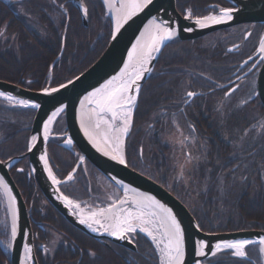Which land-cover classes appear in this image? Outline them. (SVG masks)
Masks as SVG:
<instances>
[{"label": "water", "instance_id": "1", "mask_svg": "<svg viewBox=\"0 0 264 264\" xmlns=\"http://www.w3.org/2000/svg\"><path fill=\"white\" fill-rule=\"evenodd\" d=\"M227 1L233 4V7H228L234 9L231 13L233 18L231 20H225L220 24L208 25L203 28L196 24V19L205 16L189 17L188 15L182 14L177 7V0H151V3L137 10L126 23H122L119 31L116 30L117 19L115 20L112 17L113 32L105 51L82 73L62 83L66 85V87L61 88L60 85L62 84L46 87L47 89L57 88L59 89L57 92L46 94L43 91L45 88L38 90L30 89L18 83L0 78V92L5 93V95L0 96V98L8 101L11 107L35 110L27 151L7 160L0 158V178L3 179L11 190L10 194L5 190L2 184H0V187L3 189L9 202L11 211V230L13 224V211H15L17 229L15 238L12 237L11 232V249L9 252L10 264H39L35 250L34 232L30 214L31 208L28 207L25 197L12 175V169L24 159H27L30 165L27 172L28 177L34 179L36 187L42 191L46 200L71 225L103 244L109 245V242H112L131 251H138V246L134 241L136 237L135 234L130 233L127 239H121L118 236H112L108 232H105L103 228H100V231H93V228L99 227V225L94 224L92 227H89L87 224H82L80 222V213L77 212V209L75 207H69L65 202L63 199L65 196L70 200L72 199L63 192L61 186L74 179V173H76L78 166L71 172L73 177L71 180L67 179L69 175L63 180L55 176L60 183L54 184L52 178L49 176L48 168H51V165L48 146L51 137H53V127L58 117L63 114L66 117L67 131L64 133L65 139L60 145L66 149H72L76 146L81 152V158L89 160L105 178L122 192L127 193L125 198L120 200H125L128 195L137 196L140 193H144L149 196H154L161 204L172 210L184 231V264H204L208 259L217 257L222 252L230 250L223 249L213 256L211 252L215 250V245L221 241L240 239L251 240L262 246L264 255V244L260 243V238L264 237V230L243 229L225 232H207L201 229L200 226L197 227L199 223L196 217L181 199L159 182L130 166L126 157L123 156L125 160L123 164L120 163L119 158L113 159L112 156L116 154L99 141L97 137L95 139L90 138L89 132L82 124V115H85V112L90 107H96L85 98L89 97L91 99V93L101 88L107 81L112 80L113 77H118L120 75L125 64L129 62V52L133 50V46L137 44L138 40L143 42L145 37H142L141 34L145 32L146 26L149 25V22L153 20V18L156 19L157 23L161 21L165 22L169 27L174 28L177 34L170 39H166L160 46L158 52L152 53V59L145 66L147 70L144 72L142 78L137 81L139 91H135V84L132 86V90L129 94L136 97L132 107L133 111L137 106L144 84L153 73L163 50L171 41L175 39H180L182 41L196 40L208 34L243 23L264 24V0ZM130 2L131 0H125L124 4H129ZM75 6L79 9L84 22L87 24V6L79 1H75ZM85 9H87V13H85ZM221 10H219L216 16L221 14ZM262 42H264V31L261 39V43ZM261 53L264 57V52ZM69 81H71V83H69ZM116 83L118 84L119 81ZM259 92L264 104V66L260 74ZM8 95L15 97L16 100L29 101L30 105L25 107L15 101H10L7 99ZM31 104H38L39 107H31ZM57 109L63 110L53 117L52 114L56 112ZM50 117H52V122L49 124L48 139L44 140V125L48 122ZM33 136L37 137L35 141L32 140ZM69 139L71 143L67 142ZM106 152L109 154L106 155ZM45 154L48 159L47 167L45 166L44 160L41 159V156ZM53 175L55 174L53 173ZM11 197H15V199L12 200ZM119 201L116 202L118 207ZM127 201L128 203L125 205H134L130 199ZM200 241H205L207 245L204 248V256L199 254ZM26 247L31 249V252L27 255L25 252Z\"/></svg>", "mask_w": 264, "mask_h": 264}, {"label": "flooded vegetation", "instance_id": "2", "mask_svg": "<svg viewBox=\"0 0 264 264\" xmlns=\"http://www.w3.org/2000/svg\"><path fill=\"white\" fill-rule=\"evenodd\" d=\"M42 1L46 2V0ZM75 1L82 2L87 6V24L84 22L81 12L75 6ZM0 2L5 6V9L2 11L11 13L9 17V19H11L9 23L11 24L8 25H16L23 29L27 28L33 32L27 22L28 18L35 16V13L32 12L33 9L30 10V7H34L32 0H0ZM62 4L67 6L68 10V16L66 17L67 28L70 23V8L75 9L79 14L82 26L85 28L91 27L92 19L90 16V7L83 0H65ZM19 7H24L25 12H21L18 9ZM177 7L184 15H188V13L191 12V16L203 17L207 16L209 13L218 14L219 10L233 7V4L227 0H177ZM14 20H16V22ZM20 20L22 23H20ZM36 22L44 26L45 29L47 28L45 27V22L39 19L31 23L34 24ZM263 31L264 24L262 23H243L211 33L200 39L190 41L175 39L168 44L159 57L154 71H157V77H160L159 79H161V81L168 82L169 79H172V81L175 79V82H179L181 87L178 85L177 88H163V91H170L171 94L160 97L161 103L158 105V108L156 107L157 109L152 111L150 115H147L143 123L144 126L146 123L152 121L149 125V129L155 130L152 135H150L148 129L142 132L143 135L141 133L142 145H140V155L142 164L140 165L144 166L145 170L155 171L157 165H159V167L156 170H160L161 162L156 159V156H160V158H162V154L166 156V153H163L164 146L160 143V134L166 133L168 127L176 134L174 129H176L178 124H181L180 128H178L179 130L181 127L183 128V125L188 126L190 130L192 128V131L189 130V132H192V135L186 136L183 138V141L189 143L191 140L205 142V147H207V149L205 148V155L206 158L209 159V164L205 168L209 173L208 175L206 174L208 176L206 181L210 179L208 180L209 183L206 182L205 184L206 190L214 187L211 180L213 171L212 162L220 163V174H225L229 167L233 168V170H238V168H240L239 166L242 160H239V157L234 158V161H237L236 163L228 157L230 146L227 135L234 140L242 135L241 137L247 140L246 143L248 146L246 147L244 156L249 157V159L258 156L256 159H261V162L258 163L260 166V178L259 181L255 179L256 184L253 186L254 189H259L260 192L259 194L257 191L258 193L254 201V207L257 210L255 213L256 219H251L250 222L252 223L249 225H253L252 227H246L245 225L242 228L238 227V229L232 230H264V131H257L254 129V127L259 126L264 129V104L259 92L260 74L264 66V57L259 51ZM204 39H207L205 43L203 41ZM65 49L66 42L64 38L61 51L56 59L63 55ZM168 63H174L172 69H168V67L171 66ZM186 80L190 82L188 88L183 86ZM49 84H51V86L54 85L52 73L49 75V80L45 87L49 86ZM190 92L196 93V95H187ZM228 127H231L236 133L229 135ZM243 133H246V135L243 136ZM60 143L61 140L58 142L61 147ZM73 148L78 150L76 146ZM146 149L148 154L154 158V161H151L149 164L146 163V159L144 158ZM175 151H178V148ZM186 153L188 156L189 152ZM79 154L81 156L80 151ZM85 164L88 169L90 166H93L87 159L82 162L78 159L75 161L73 169L75 170L77 166L78 168L76 173H74V179L71 183L76 182L77 177L81 174L80 172L84 170ZM231 165L233 166L231 167ZM74 170L71 171L73 172ZM71 171L68 173L70 174ZM198 173L199 176L202 174L201 171H198ZM66 177L64 176L61 178L65 179ZM204 183H199L198 186H204ZM67 184L68 183H65L61 187ZM64 193L73 196L72 192L70 193L68 190L64 191ZM260 199H262V201ZM25 200L27 202L26 198ZM27 204L28 207L31 208L30 214L34 232L35 250L38 262L41 264L40 261H43L44 257H52L65 242L64 239L52 254L48 253L50 251L48 247L50 237L46 230L51 228L62 234L63 238H65V235L63 232L54 228L50 223L39 218L37 211L35 212L34 210L33 201L27 202ZM191 212L204 231H225H208L204 226L202 217L195 211L191 210ZM100 243L115 251L118 249L115 243L109 242V245L103 244L102 242ZM233 251L234 250L224 251L217 257L208 259L204 264H263L261 258L262 248H260L258 244L247 245L245 247V257H236L232 254ZM128 260H130L129 257ZM79 261L80 260H78L77 263L64 264H79Z\"/></svg>", "mask_w": 264, "mask_h": 264}, {"label": "trees", "instance_id": "3", "mask_svg": "<svg viewBox=\"0 0 264 264\" xmlns=\"http://www.w3.org/2000/svg\"><path fill=\"white\" fill-rule=\"evenodd\" d=\"M32 1L34 7H30V10L33 9L32 12L35 13V17L46 24L48 34L45 38L27 28L23 29L16 25H8L11 24L9 23L11 13L3 12L5 6L0 2V78L38 90L44 88L51 73L53 84L59 85L90 67L107 48L112 36L113 26L110 18L106 17L105 8L100 0H88L92 19L90 28L82 26L79 14L73 8H70V23L67 28L65 14L62 12L57 14L52 8L53 2L47 0L46 2L42 0ZM57 1L61 4L65 0ZM53 17H57L59 26H56L57 21ZM14 21L16 22V20ZM20 23H22L21 20ZM63 32L66 34L64 37L62 36ZM64 38L66 42L65 52L60 58L56 59L61 51ZM168 64L171 65L168 69L173 68L174 63ZM159 78L157 77V71H154L141 91L134 113L131 134L134 133L135 129L143 132L142 126L146 120L145 117L158 108L161 103V96L171 94L170 91H163V88L168 86L172 79L165 82ZM172 82H175V79ZM5 103L9 102L0 98V133L2 134L0 158L3 160H6L12 154L15 156L27 150V142H29L31 125L35 116V110L11 107ZM20 137L23 139L18 140ZM8 144L15 147L11 153L6 150ZM140 145H142L141 134L131 145V148L126 150L128 163L135 169H138L142 164ZM162 159H165L163 154ZM164 165V161L163 163L160 162V170ZM201 172L204 181H206L209 173L205 170V167ZM214 172L215 177L218 173L220 174L219 166ZM12 174L23 190L27 202L33 201L34 210L37 211L39 218L50 223L65 235L64 244L52 257H42L44 260L40 261L41 264L77 263L78 260H80L79 264H132L131 253L142 255L144 257L142 264H158L151 242L142 233H137V252L118 245H116L118 251L106 247L69 224L46 200L42 191L36 187L34 179H29L25 171L20 172L14 168ZM257 181H259V178H257ZM204 197H206L204 210H206V206L208 210H211L214 203L213 199L207 197V195ZM260 200L262 201V199ZM254 206V202L243 203L242 205L239 202L237 211L241 220L237 219L235 222L225 223L227 226L224 224V230H231L230 228L252 223L249 221L253 218L256 219L255 213L257 212ZM128 257L130 260H128ZM0 264H10L9 254L5 253L1 247Z\"/></svg>", "mask_w": 264, "mask_h": 264}, {"label": "rangeland", "instance_id": "4", "mask_svg": "<svg viewBox=\"0 0 264 264\" xmlns=\"http://www.w3.org/2000/svg\"><path fill=\"white\" fill-rule=\"evenodd\" d=\"M53 2V9L57 14L64 13L65 16H68L67 6L64 4H60L57 0H47ZM88 6V0H83ZM90 1V0H89ZM105 8L106 17H109L113 26V18L112 15L108 12L106 5L103 0H100ZM90 7V6H89ZM21 12H25L24 7L18 8ZM90 9V8H89ZM216 15L215 13H209L207 16ZM91 16V15H90ZM27 18V17H26ZM35 16L32 18H28V25L32 28L33 31L38 33L42 37H47L48 31L44 28V26L36 23ZM54 20L57 21L56 26H59V21L57 17H53ZM67 24V23H66ZM67 26V25H66ZM46 27V26H45ZM66 36L65 32H63L62 36ZM210 35V34H208ZM207 36V35H206ZM205 37V36H204ZM204 43L207 39L203 40ZM172 69V68H171ZM170 80V79H169ZM180 85L179 82H172L166 86L165 88H177ZM190 82L186 80L183 84L186 88H188ZM45 87V86H44ZM181 87V85L179 86ZM9 105L10 103H5ZM5 106V105H4ZM133 114V108H132ZM110 115V114H109ZM133 119L131 115V125ZM152 121L146 123L142 126V130L150 132L152 135L153 131L150 130L149 125ZM122 121L117 120L115 127L121 126ZM130 125V126H131ZM181 124H178L174 131L176 134L173 133L170 127L167 128L168 131L166 133L160 134L161 144L164 146L163 153H166L165 159L160 160V156H156V159L159 161H164L165 165L161 170L155 168V171L152 170H145L144 166L138 167V171L147 175L148 177L154 179L155 181L159 182L161 185L166 187L169 191H171L175 196L181 199L189 209L195 211L198 215L202 217V221H204V226L208 231H223L225 223L228 222H235L237 219L241 220L240 214L237 211L240 205L249 204L250 202H254L256 198V193L259 189H254L253 186L256 184L255 179L260 178V166L258 165L261 162V159L258 156H254L253 158L244 156L246 153V147L248 144L246 143L247 140H244L243 137H237L236 140L232 139L227 135L228 143H229V158L233 161L234 158H238L242 160L240 164V168L238 170H233L230 168L226 171L225 174H217L215 177V172L220 166V163L212 162L213 171L211 174V180L213 183L212 188L206 190L205 184L207 181H204L202 174L199 176L198 171H202L204 167L206 168L209 164V159L206 158L205 151L207 147H205V142H199L191 140L189 142H184L183 138L186 136L192 135V132H189L190 128L188 126L183 125V128L179 130ZM257 131H261L262 129L259 127H254ZM67 131V123L65 115H60L55 123V126L52 130L51 140L49 142V159L50 165L52 168L53 173L58 179L63 180L64 178L70 175L68 172L74 170L75 161L78 159L82 162L83 158H81L79 154V150L76 149H65L64 147H60L58 142H61L65 139L64 132ZM131 129L128 132V138L126 145L124 146V157L127 156L125 150L131 148V145L136 141L137 137L140 136L142 132L135 129L134 133L130 134ZM192 131V128L191 130ZM228 133L235 134L236 131L232 130L231 127H228ZM143 135V133H142ZM246 133H243L245 136ZM23 138H19L21 140ZM23 141V140H22ZM238 142V143H237ZM29 145V142H27ZM2 147V134L0 133V152ZM6 149L9 153L13 152L15 147L11 146V144L6 145ZM126 148V149H125ZM178 151H175L177 150ZM206 148V149H205ZM28 149V148H27ZM194 150V151H193ZM27 151V150H26ZM24 151L23 153H25ZM243 151V152H242ZM189 155L187 156V153ZM193 155H191V154ZM19 153L17 155H20ZM15 155V156H17ZM131 155V154H129ZM14 157L13 154L9 156L7 159ZM141 157V155H140ZM144 158L146 159V163L149 164L151 161H154V158L148 154L146 149V153ZM6 159V160H7ZM127 159V158H126ZM238 160V159H237ZM142 162V161H141ZM235 163L237 161H234ZM163 163V162H162ZM233 165H231L232 167ZM30 168L29 162L27 159L22 160L18 165H16L15 169L19 170L20 172H28ZM212 169V168H211ZM72 172V171H71ZM80 176L77 177L76 182L71 183L68 182L66 186L61 187L64 191L72 192L73 196L68 195L74 202L79 203L80 208L77 209V212L80 213L81 210L85 214L89 213L90 211H96L100 208H107L110 204L116 203L122 198H125L127 193L122 192L118 187L112 184L107 178H105L98 170H96L93 166L88 169L86 164L84 165V170L80 172ZM264 177V174H263ZM198 178V180H197ZM205 182V183H204ZM195 183V186H194ZM199 183H204V186H198ZM209 183V182H208ZM216 184V185H214ZM252 185V187H251ZM20 187V186H19ZM21 189V188H20ZM223 189V190H222ZM22 191V189H21ZM67 194V193H65ZM210 197L213 199L214 203L212 204L211 210L207 209L204 210L205 199L204 197ZM124 207H135V205H124ZM221 219V220H219ZM239 220V221H240ZM243 220V219H242ZM253 221V220H252ZM250 222V221H249ZM255 222V221H253ZM225 224V225H224ZM251 224V223H250ZM257 224V223H254ZM227 226V225H226ZM252 227L253 225H246V227ZM242 228L244 226H238ZM238 227L234 229H238ZM233 228H230L231 231ZM50 239L48 241L49 252L52 254L56 250L58 246L64 241L62 234L54 231L53 229L49 228L46 230ZM137 233H142L152 244L155 255L157 257L158 264H163V257L160 252V248L157 246L156 241H154L148 234L144 231H141L139 228L133 232L135 234L134 241L136 242ZM11 211L9 207L8 199L0 187V247L5 253H9L11 247H9V243L11 244ZM137 244V242H136ZM257 244V243H252ZM260 248L262 246L258 244ZM49 254V255H50ZM131 260L132 264H142L144 257L137 253H131ZM262 263L264 264V255L261 252Z\"/></svg>", "mask_w": 264, "mask_h": 264}, {"label": "snow or ice", "instance_id": "5", "mask_svg": "<svg viewBox=\"0 0 264 264\" xmlns=\"http://www.w3.org/2000/svg\"><path fill=\"white\" fill-rule=\"evenodd\" d=\"M151 3V0H131L129 4H122L121 8L117 9V28L119 31L122 23H126L137 10L142 9ZM87 13V9L84 10ZM234 9L225 8L221 10L219 16L211 15L203 18H197L196 24L203 28L208 25L220 24L225 20H231L233 17L231 13ZM191 16V12L188 13ZM191 30V29H189ZM176 30L169 27L165 22H156L153 18L146 26L145 32L141 34L146 39L137 41V44L133 46V50L129 52V62L125 64L124 69L121 71L118 77H113L112 80L107 81L101 88L96 89L90 94V97L85 99L89 100V103L94 104L96 107L91 109L89 114L82 115V124L89 132L90 138L95 139L97 135L96 130L101 129V125H104V130L100 133L101 139L105 145L115 144V148L112 149L116 153L113 155V159L119 158L120 163H125L121 150L123 144V136L129 131L131 123L132 107L135 103L136 97L130 95L132 86L135 84V91H139V81L144 72L147 70L146 65L152 59V53L158 52L160 46L166 39H170L176 35ZM260 51L264 52V42L261 43ZM119 81L117 84L116 82ZM71 83V81H69ZM61 88L66 85H60ZM48 94L51 92H57L59 89H43ZM5 93L0 92V96H4ZM189 96H195L196 93H188ZM7 99L15 101L20 105L28 107L29 101L16 100L15 97L8 95ZM31 107L38 108V104H31ZM63 109H57L52 116H56ZM91 113H95V122L92 123ZM110 114V115H109ZM121 120L122 126L115 127L116 121ZM52 122V117L44 125V140L48 139L49 124ZM37 137L33 136L32 140L35 141ZM71 143L69 139L67 141ZM106 155L109 153H105ZM44 160L45 166H48L47 155L41 156ZM49 176L52 178L54 184H59L60 181L53 175L51 168H48ZM73 177L70 174L67 179L71 180ZM0 184H2L6 191L11 192L7 184L0 178ZM12 200L15 197H11ZM69 207L80 208L79 203L70 200L68 197H63ZM127 199L119 201V207L116 203L110 204L107 208H100L96 211H90L85 214L83 210L80 211V222L92 227L94 224L99 227L93 228V231H100L103 228L105 232H108L112 236H118L121 239H127L128 234L135 232L138 228L144 231L160 248L161 255L163 257V264H184V231L181 228L180 222L176 219L170 208L161 204L154 196H149L144 193H140L133 197L132 203L135 207H124L127 204ZM107 223H101V221ZM199 227V225H197ZM12 237L15 238L17 234L15 223V211H13V224H12ZM254 243V241L247 239L221 241L215 245V250L211 252L213 256L221 252L223 249L234 250L233 255L236 257H245V247ZM260 243L264 244V237L260 238ZM200 255L204 256V248L207 246L205 241H200ZM11 247V244L8 245ZM26 255L31 252V249L25 248ZM94 255V253H93Z\"/></svg>", "mask_w": 264, "mask_h": 264}, {"label": "bare ground", "instance_id": "6", "mask_svg": "<svg viewBox=\"0 0 264 264\" xmlns=\"http://www.w3.org/2000/svg\"><path fill=\"white\" fill-rule=\"evenodd\" d=\"M104 1V3H105V5H106V8H107V10H108V12L112 15V17L116 20L117 18H118V14H117V9H119V8H121V5L122 4H124L125 3V0H103ZM145 39H146V37H145ZM93 108H95V107H90L89 109H87V111L85 112V114H89L90 113V111H91V109H93ZM91 116H92V123H94L95 122V119H96V117H95V113H91ZM123 123V122H122ZM130 125H131V123H130ZM121 126H122V124H121ZM104 125H101V129L100 130H96L97 131V135H96V137L99 139V141H101L102 143H103V141H102V139H101V136H100V133H102L103 132V130H104ZM120 127V126H119ZM118 128V127H117ZM129 129H130V126H129ZM129 132V131H128ZM128 134V133H127ZM127 134L126 135H124L123 136V144L121 145V150H122V154L124 153V146H125V136H127ZM104 144V143H103ZM105 145V144H104ZM106 147H108L111 151H112V149L113 148H115V144L113 143V144H111V145H105ZM112 152H114V151H112ZM115 153V152H114ZM116 154V153H115ZM124 156V155H123ZM133 197L134 196H131V195H128L127 197H126V199L128 200V199H130L131 201L133 200ZM101 222H103V223H107L106 221H101Z\"/></svg>", "mask_w": 264, "mask_h": 264}]
</instances>
